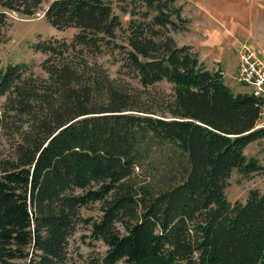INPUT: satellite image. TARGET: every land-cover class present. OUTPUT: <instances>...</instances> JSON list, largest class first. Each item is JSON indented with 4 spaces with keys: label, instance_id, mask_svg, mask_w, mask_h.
<instances>
[{
    "label": "trees",
    "instance_id": "trees-1",
    "mask_svg": "<svg viewBox=\"0 0 264 264\" xmlns=\"http://www.w3.org/2000/svg\"><path fill=\"white\" fill-rule=\"evenodd\" d=\"M180 1L0 0V43L7 12L45 3L50 25L78 31L37 41L42 74L0 66V123L18 137L0 159V262L73 264L84 228L105 250L82 264H264V194L226 195L233 172L264 176L245 154L264 140V101L176 42ZM115 53L117 79L100 60Z\"/></svg>",
    "mask_w": 264,
    "mask_h": 264
},
{
    "label": "rangeland",
    "instance_id": "rangeland-1",
    "mask_svg": "<svg viewBox=\"0 0 264 264\" xmlns=\"http://www.w3.org/2000/svg\"><path fill=\"white\" fill-rule=\"evenodd\" d=\"M182 4L188 5L187 2L181 0ZM49 3H45L33 17H27L18 12H7L10 28L6 30V38L0 43V66L7 68L8 65H23V64H35L37 67L36 73L42 74L39 64L45 58L41 52H35L34 45L37 41L56 38L71 39L78 31L69 28L65 31H59L54 28L48 20L44 17V13L48 8ZM0 11H3L0 6ZM114 11L122 19L124 28H126L130 19V14H123L115 4ZM184 17H186L184 13ZM187 18V17H186ZM178 33H173L177 35ZM105 68L108 70L112 78H119L117 73L121 56L117 53L106 54L100 58ZM125 81L130 82L136 86L131 78H125ZM235 92L239 90L251 91V88L243 85L239 80L236 84H228ZM160 87L169 90L165 84ZM3 99H0V103ZM1 113V112H0ZM264 124V116L261 125ZM5 124L0 123V159L9 158L13 154V147L18 137L12 134L11 131L4 128ZM245 154L247 158L258 159L261 165L264 166V140L251 143L246 149ZM253 189H258L264 194V176L260 174H253L250 177H245L238 171L233 172L231 179L229 180L228 187L226 188V195L228 200L233 204L236 201L244 203ZM84 216H99V210L97 207H90L84 210ZM88 234L84 228H81L71 239L70 242V255L72 257L73 264H82V258H87L91 253H97L105 250L102 243H95L90 245L89 239H84L83 235ZM0 264H3L0 262ZM23 264V263H20ZM118 264H124L120 262Z\"/></svg>",
    "mask_w": 264,
    "mask_h": 264
},
{
    "label": "crops",
    "instance_id": "crops-1",
    "mask_svg": "<svg viewBox=\"0 0 264 264\" xmlns=\"http://www.w3.org/2000/svg\"><path fill=\"white\" fill-rule=\"evenodd\" d=\"M183 1L190 30L175 35L176 42L194 47L210 70L223 71L227 84L239 80L243 46L264 58V0Z\"/></svg>",
    "mask_w": 264,
    "mask_h": 264
},
{
    "label": "built area",
    "instance_id": "built-area-1",
    "mask_svg": "<svg viewBox=\"0 0 264 264\" xmlns=\"http://www.w3.org/2000/svg\"><path fill=\"white\" fill-rule=\"evenodd\" d=\"M239 81L264 101V58L248 46L240 51ZM264 112V110H263ZM260 125V127H263Z\"/></svg>",
    "mask_w": 264,
    "mask_h": 264
}]
</instances>
